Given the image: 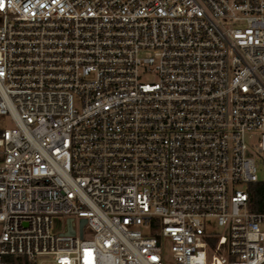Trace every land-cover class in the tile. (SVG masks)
Returning <instances> with one entry per match:
<instances>
[{"label": "built area", "instance_id": "1", "mask_svg": "<svg viewBox=\"0 0 264 264\" xmlns=\"http://www.w3.org/2000/svg\"><path fill=\"white\" fill-rule=\"evenodd\" d=\"M258 160L264 0H0V264H264Z\"/></svg>", "mask_w": 264, "mask_h": 264}, {"label": "trees", "instance_id": "2", "mask_svg": "<svg viewBox=\"0 0 264 264\" xmlns=\"http://www.w3.org/2000/svg\"><path fill=\"white\" fill-rule=\"evenodd\" d=\"M249 193L248 207L253 212H264V181L247 184Z\"/></svg>", "mask_w": 264, "mask_h": 264}, {"label": "rangeland", "instance_id": "3", "mask_svg": "<svg viewBox=\"0 0 264 264\" xmlns=\"http://www.w3.org/2000/svg\"><path fill=\"white\" fill-rule=\"evenodd\" d=\"M144 56H148V54H144ZM147 81H149V79L147 78ZM257 166H258V178L260 181H264V161L263 160H258L257 161ZM67 217H58L57 219H55V226L58 230V232H60L61 230H64V225L66 222ZM75 222H76V226L78 231L80 232L81 230V220L80 218H75ZM215 228H219L218 226L215 225ZM220 230H222L221 228H219ZM169 252H167L168 254ZM168 260L169 262H171V255H168Z\"/></svg>", "mask_w": 264, "mask_h": 264}, {"label": "water", "instance_id": "4", "mask_svg": "<svg viewBox=\"0 0 264 264\" xmlns=\"http://www.w3.org/2000/svg\"><path fill=\"white\" fill-rule=\"evenodd\" d=\"M71 222H72V220H71ZM85 222H86L85 219H82L81 220V228L83 227V225L85 224ZM66 232L67 233H73L74 232V229L68 228Z\"/></svg>", "mask_w": 264, "mask_h": 264}]
</instances>
